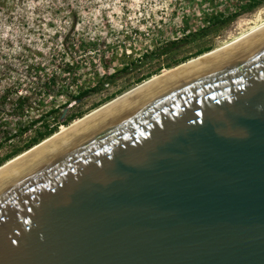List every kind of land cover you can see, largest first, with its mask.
<instances>
[{
  "label": "water",
  "instance_id": "water-1",
  "mask_svg": "<svg viewBox=\"0 0 264 264\" xmlns=\"http://www.w3.org/2000/svg\"><path fill=\"white\" fill-rule=\"evenodd\" d=\"M42 142L0 166V264H264V27Z\"/></svg>",
  "mask_w": 264,
  "mask_h": 264
},
{
  "label": "rangeland",
  "instance_id": "rangeland-1",
  "mask_svg": "<svg viewBox=\"0 0 264 264\" xmlns=\"http://www.w3.org/2000/svg\"><path fill=\"white\" fill-rule=\"evenodd\" d=\"M248 1L0 0L1 162L25 152L44 125L59 123L60 131L68 119L98 110L198 51L221 48L264 20L263 0L229 23L208 26L206 17L227 16ZM175 40L181 42L169 46ZM50 109L56 110L50 118L18 132Z\"/></svg>",
  "mask_w": 264,
  "mask_h": 264
},
{
  "label": "trees",
  "instance_id": "trees-1",
  "mask_svg": "<svg viewBox=\"0 0 264 264\" xmlns=\"http://www.w3.org/2000/svg\"><path fill=\"white\" fill-rule=\"evenodd\" d=\"M262 1L263 0H250L245 5L237 8V10H235L233 13H230L227 16L226 15H223L222 13H216V14H213V15H210V16L206 17L205 20L208 23V26L214 24L215 22L222 23V24L229 23V22L233 21L236 17H238V15L241 14L242 12H250L251 10L255 9L259 4H261ZM184 37L186 38V36H184ZM177 42H181V41H179V40L172 41L169 44V46H174V45H176ZM163 51H165V50L161 47V48L157 49L156 53L157 54H160ZM209 51H211V50L206 49V50L198 51L197 54L194 57H198V56H200V55H202V54H204L206 52H209ZM156 53L154 55H156ZM183 62H185V61H183ZM129 65H132V63H129ZM127 69H128V64L126 63L125 66H123L122 70L126 71ZM150 76H148V77L140 80L138 83L142 82L143 80L149 79ZM97 90H98V88H95V89H87V90H84V91L81 90V91H79L77 93V95L75 97H72L71 99H73V100L81 99L84 96H86L88 93L93 92V91H97ZM22 101L23 102L20 103V106H22V103L25 102V99H23ZM55 112H56V110L50 109L49 111H47L45 114L41 115L35 121H31L27 125H24L23 127H19L18 128V132H26L28 129L31 128V126H33L34 123H40V122L43 123V121L46 118H50L53 114H55ZM78 119H76V120H78ZM76 120L73 119V118L72 119H68V121H65L64 123H61V127L68 126V123L69 122L70 123L73 122V121L75 122ZM44 126H45V131L38 133V135L36 137H34L33 139H31V141L28 142L25 145V150L24 151H26L29 148H31L32 146L40 143L44 139L50 137L52 134L57 133L58 132L59 123H56L55 125H44ZM10 159H12V157H8V159H6L4 162H1V160H0V166L3 165L5 162L9 161Z\"/></svg>",
  "mask_w": 264,
  "mask_h": 264
},
{
  "label": "bare ground",
  "instance_id": "bare-ground-1",
  "mask_svg": "<svg viewBox=\"0 0 264 264\" xmlns=\"http://www.w3.org/2000/svg\"><path fill=\"white\" fill-rule=\"evenodd\" d=\"M257 20H258V19H257ZM263 27H264V20H258L256 23H254L253 26H251V27H249V29L243 31V32L241 33V35L237 36L235 39H233V40H231L230 42L226 43V44L223 45L221 48L216 49V50L211 51V52H208V53H206V54L200 55V56L196 57L195 59H192V60H190V61H188V62H186V63H183V64H181V65H179V66H177V67H175V68L165 70L162 74H160V75H158V76L151 77V78H149L148 80L144 81V82L142 83V86H143V85H146V84H148V83H150V82H152V81H154V80H156V79H158V78H160V77H162V76H164V75H167V74H169V73H171V72H173V71H176V70H178V69H180V68H182V67H185V66H187V65H189V64H191V63H194V62L199 61V60H201V59H204V58H206V57H208V56H210V55H212V54H215L216 52H218V51H220V50H222V49H224V48H226V47H228V46H230V45L235 44L236 42L242 40L243 38L247 37L248 35L252 34L253 32H255V31H257V30H259V29H261V28H263ZM142 86H141V84H140V85H138L136 88H134L133 90H131V91L125 93L124 95H121L120 97H118V98L112 100L109 104H107V105L104 104L105 106H103V107L100 106L101 108L98 107V108H97L98 110H94L92 113H90V114H88V115H86V116H82L81 118H79L78 120H76L75 122H73V123L71 124V126L69 125V127H62V129H61L60 131H58L57 133H55L54 135H52V137H50L49 139L46 138V140H43L42 143H45V142L49 141L50 139L56 137L57 135L63 133L64 131L68 130L69 128H71V127H73L74 125L78 124L79 122L83 121V120L86 119L87 117L93 115L94 113L100 111L101 109H104V108L107 107L108 105H110V104H112L113 102H115V101L121 99V98L124 97L125 95L131 93V92L134 91L135 89H138V88H140V87H142ZM36 145H37V144H36ZM36 145H34V147L32 146V147H33L32 149H35L36 147H38V146H36ZM29 150H30V149H29ZM25 152H26V151H25ZM25 154H26V153H24V154L21 153V154H19L18 156H16V157H14L13 159H11L10 161H8L7 163H11V162L14 161L15 159H19L20 157H22V156L25 155ZM4 164H5V163H4Z\"/></svg>",
  "mask_w": 264,
  "mask_h": 264
}]
</instances>
